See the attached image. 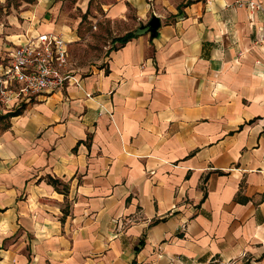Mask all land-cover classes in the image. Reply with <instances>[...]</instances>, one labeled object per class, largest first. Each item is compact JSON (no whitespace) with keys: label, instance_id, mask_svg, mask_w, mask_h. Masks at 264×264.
Returning <instances> with one entry per match:
<instances>
[{"label":"crops","instance_id":"0c3cea01","mask_svg":"<svg viewBox=\"0 0 264 264\" xmlns=\"http://www.w3.org/2000/svg\"><path fill=\"white\" fill-rule=\"evenodd\" d=\"M54 1L5 16L0 64L94 39L90 0L72 22ZM236 1L103 4L80 85L0 111V264H264V10Z\"/></svg>","mask_w":264,"mask_h":264},{"label":"built area","instance_id":"2783aa9c","mask_svg":"<svg viewBox=\"0 0 264 264\" xmlns=\"http://www.w3.org/2000/svg\"><path fill=\"white\" fill-rule=\"evenodd\" d=\"M239 7L252 11L264 10L254 1H236ZM264 41V30L260 35ZM69 43L62 34H38L26 43L16 46L9 58L0 64V105L12 109L14 104L56 92L69 85L80 84L71 68Z\"/></svg>","mask_w":264,"mask_h":264},{"label":"rangeland","instance_id":"374dc122","mask_svg":"<svg viewBox=\"0 0 264 264\" xmlns=\"http://www.w3.org/2000/svg\"><path fill=\"white\" fill-rule=\"evenodd\" d=\"M36 1L37 0H0V24H4L6 27L10 26L9 22L5 23V16L15 13V11L22 13L23 11L31 10L36 4ZM86 1L88 0H55L54 5L59 8L60 14L62 13L68 16L67 21L72 22L73 19L78 18V15L82 16L81 7ZM114 1L115 0H90L88 15L95 17L98 16L97 12L101 13L103 4L113 3ZM88 15L85 16L83 24L80 26V30L83 33L93 31L92 37L94 39L90 41L88 38H85V40H88L87 46L80 47V52L75 48L76 50L73 53L74 56L73 58L71 57V68L76 75L87 73V69L89 66L93 65V61L102 58L104 52L103 47L101 46L107 44V37L103 34V30L105 29V26L102 25L103 22H100L98 25L99 28L100 25L103 27L102 31H95L93 30V26L90 25L92 22L88 20ZM23 17L24 18H20V20L24 21L26 19V16ZM82 35L84 38L85 35ZM5 54L6 52H4V55ZM0 111H4L2 105H0ZM6 123L7 121L0 118V129H3L4 125H7Z\"/></svg>","mask_w":264,"mask_h":264},{"label":"water","instance_id":"95a60500","mask_svg":"<svg viewBox=\"0 0 264 264\" xmlns=\"http://www.w3.org/2000/svg\"><path fill=\"white\" fill-rule=\"evenodd\" d=\"M160 25H161L160 19L154 16L152 17L151 21L148 24L139 27L134 32V35L142 36L147 33H150L154 37L157 35V30L159 29Z\"/></svg>","mask_w":264,"mask_h":264},{"label":"trees","instance_id":"16d2710c","mask_svg":"<svg viewBox=\"0 0 264 264\" xmlns=\"http://www.w3.org/2000/svg\"><path fill=\"white\" fill-rule=\"evenodd\" d=\"M134 37V34L133 33H129V34H127L125 37H123V38H120V39H118V41L120 42V43H122V44H124V43H126L127 41H129L131 38H133ZM20 111L18 110V111H16V112H14V113H8L6 116L8 117V116H10L11 114H18Z\"/></svg>","mask_w":264,"mask_h":264}]
</instances>
